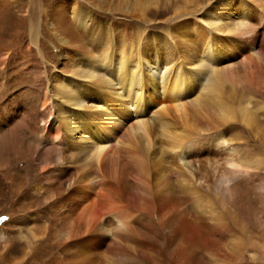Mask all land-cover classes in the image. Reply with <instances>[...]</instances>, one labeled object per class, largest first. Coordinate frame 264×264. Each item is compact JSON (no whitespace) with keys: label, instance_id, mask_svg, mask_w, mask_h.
Listing matches in <instances>:
<instances>
[{"label":"rangeland","instance_id":"374dc122","mask_svg":"<svg viewBox=\"0 0 264 264\" xmlns=\"http://www.w3.org/2000/svg\"><path fill=\"white\" fill-rule=\"evenodd\" d=\"M239 1L0 0V264H31V248L41 236H48L56 244L52 232L56 223L54 207L39 201L42 196L56 201L58 194L67 191L64 172L68 168L51 159L39 161L40 153L50 144L40 138L37 130L61 106L55 97L47 102L50 108L44 109L46 90L56 94L55 85L65 83L66 78L83 69L88 56L107 63L111 53L119 59L131 51L136 59L140 55L147 58L158 45L160 59L169 66L175 64L177 54L190 53L184 64L195 62L193 58L197 57L205 59V54L170 43L167 34H173V24L182 18L194 17L199 22L202 18L207 24L220 12V6H226L227 10L232 7L237 12ZM226 2H231V6ZM258 3L264 6V0ZM81 11L86 15L82 21H87L86 27L76 18ZM178 13L183 14L177 17ZM219 15L222 23L236 17L233 13L230 18L221 12ZM255 25L256 29L244 36L231 34L241 40L240 48H233L237 52L233 63L241 62L249 48L256 58L251 64L253 72L246 78L241 76L225 90L236 109L235 118L221 126L226 125L225 145L212 133L195 134L198 143L203 138L198 144L202 148L197 158L202 179L198 180L199 195L184 193L183 177L170 172L172 177L166 190L175 196L178 218L182 216L180 223L185 224L183 231L170 238L167 225H179V219L165 224L150 204L131 208L132 226L138 234L134 231L126 239L131 252L128 264H174L176 255L182 264H264V22ZM224 34L220 35L227 37L229 33ZM210 101L220 106L219 101ZM239 104L248 105L253 125L248 126L242 120ZM231 147L237 149L234 159L241 161V164L237 161L238 166L227 162ZM36 150L41 152L36 154ZM164 155L162 152L156 157L165 162L163 165L169 166L176 159L185 164L168 152ZM107 214L105 223L112 227L114 221ZM164 226L168 227L167 232ZM45 257L49 260L50 254ZM95 259L94 264H114L116 257L105 253Z\"/></svg>","mask_w":264,"mask_h":264},{"label":"bare ground","instance_id":"6f19581e","mask_svg":"<svg viewBox=\"0 0 264 264\" xmlns=\"http://www.w3.org/2000/svg\"><path fill=\"white\" fill-rule=\"evenodd\" d=\"M258 1L240 0L237 12H233L232 7L227 10L226 6H220L223 15L229 17L233 13L236 16L231 22L222 23L219 12L210 22L205 21L207 24L201 17V22L192 17L173 24V34H167L168 41L191 52L205 54V59L197 57L193 58L195 62L184 64L190 53L177 54L175 64L169 66L160 59L158 45L147 58L140 55L136 59L131 51L119 59L113 52L107 63L88 56L83 69L66 78L65 83L55 85L56 94L46 90L44 109L50 108L47 102L55 97L61 106L56 109L57 114H51L47 123L37 130L40 138L50 144L49 148L42 154L41 150L35 153L42 155L40 162L51 159L69 169L64 172L69 188L62 194L59 190L56 201L48 196L40 198L39 204L54 207L56 223L52 232L56 244H52L48 236H41L31 248V264L53 261L57 264H94L95 258L105 253L116 257L112 261L114 264H128L131 252L125 242L135 231L130 210L144 204L152 205L165 224L179 219V225H167L170 227L168 237L173 238L183 231L185 224L180 223L182 216L178 218L175 196L173 198L172 192H168L170 172L183 177L184 193L199 195L201 186L198 182L202 179H199L201 167L197 158L202 148L198 144L203 138L198 143L195 134L207 136L212 133L222 140V144L226 143L223 137L226 125L221 126L235 118L236 109L235 104L228 101L230 97H226L225 90L227 85L253 72L251 64L256 58L249 48L244 60L233 63V57L237 55L233 48H240L241 40L237 36H244L249 30L253 32L255 24L264 22V6ZM226 3L231 6V2ZM179 13L177 17L184 12ZM84 15L82 11L76 15L80 23L85 20ZM82 25L86 27L87 21ZM224 31L230 37L221 36ZM103 66L106 67L101 70ZM210 99L219 101L220 106ZM239 105L242 120L248 126L253 125L248 105ZM231 150L227 162L238 166L241 161L234 159L237 149L231 147ZM164 151L173 158L185 159L181 160L185 164H180L177 159L172 163L171 159L172 164L163 165L165 162L156 157L162 152L166 154ZM172 189L170 191H174ZM107 213L114 221L112 227L105 223ZM164 227V230L168 228ZM48 254L52 261L46 259ZM182 263L177 255L174 256V264Z\"/></svg>","mask_w":264,"mask_h":264}]
</instances>
